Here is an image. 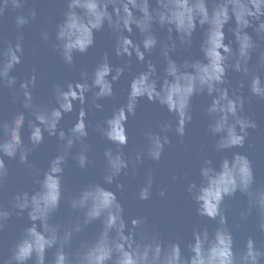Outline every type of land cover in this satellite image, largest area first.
<instances>
[{
    "label": "clouds",
    "instance_id": "obj_1",
    "mask_svg": "<svg viewBox=\"0 0 264 264\" xmlns=\"http://www.w3.org/2000/svg\"><path fill=\"white\" fill-rule=\"evenodd\" d=\"M37 2L0 0V22L10 15L16 31L15 43L0 33V88L6 87L13 102L20 105L11 119L0 120V192L9 177L5 157L26 168L36 185L31 191L17 190L8 207L0 202V232L12 216L26 214L30 221L10 255L0 254V264H264V241L249 235L240 248L235 246L225 208L226 199L240 193L246 197V206L237 213L240 223L254 216L258 231L264 233V183L257 181L246 154L223 155L244 148L249 130L258 128L257 121L245 113V103L253 97L264 100V0H63V18L55 26V35L41 29L39 36L65 65L74 69L75 55L87 53L95 45V33L106 26L113 37L115 56L127 59L114 65L105 52L91 71H81L79 80L53 83L50 103L34 93L38 79L35 68L19 84L13 74L25 55L24 29L38 18ZM198 28L204 31L199 43L202 58H174L178 51L190 53ZM134 32L139 33V40L133 39ZM152 53L164 61L163 75L148 60L146 68L132 77L126 102L92 125L89 112L102 110L101 100L115 98L114 85L131 71L132 58L144 63ZM230 73L239 77L236 86ZM245 88L250 95H244ZM198 95L210 98L203 114L220 159L217 162L202 153L199 182H189L186 191L197 205L198 216L214 221L216 227L210 232L206 224L194 225L187 243L189 255L185 256L181 243L163 240L150 228L147 217L126 216L117 192L106 185L115 184L122 192V175L135 177L145 160L158 164L166 145L172 143L170 132L183 142L193 120V98ZM145 97L166 109L172 119L160 121L158 131L145 128L144 143L125 153L127 121L137 114L139 101ZM77 101L76 120L65 130L61 121L75 110ZM25 126L28 143L22 135ZM90 126L111 145L102 153L103 183L90 180L66 192L63 178L70 161L81 170L95 164L88 140ZM45 134L57 138L58 147L42 169L30 156L45 142ZM154 171L147 170L137 193L141 201L152 196ZM177 179L172 176L173 181ZM165 194L166 189L161 188L159 195ZM65 201L70 212L58 222L55 218ZM96 222L101 227L95 238L82 240L70 250L73 241ZM49 250H54L50 262Z\"/></svg>",
    "mask_w": 264,
    "mask_h": 264
},
{
    "label": "water",
    "instance_id": "obj_2",
    "mask_svg": "<svg viewBox=\"0 0 264 264\" xmlns=\"http://www.w3.org/2000/svg\"><path fill=\"white\" fill-rule=\"evenodd\" d=\"M29 6L33 5L30 4ZM34 6L37 8L38 18L24 29L25 55L21 64L14 69L13 74L18 76L19 84L20 80L30 77L32 69L35 68L38 79L34 93L41 101L45 103L52 102L53 83L79 80L81 71L85 68L91 71L102 59L105 52L109 53L110 62L114 65L122 64L127 59L115 56L113 37L106 26L104 30L95 33V45L87 53H77L75 55L76 67L74 69L65 65L59 54L52 50L39 36L41 29H47L53 36L55 35V26L63 18L65 8L63 0H38ZM0 33L6 41L11 40L15 43L16 31L10 15L0 22ZM161 34L166 33L161 32ZM203 35V29L198 28L194 33V44L190 53L178 51L173 54L174 58L180 61L189 55L202 58L199 43L203 39ZM227 38H232L231 33H227ZM133 39H140L138 32H134ZM33 48H35V51H33ZM148 60L155 63L160 74L163 75L165 63L158 53L147 55L144 63L133 57L131 71H126L114 85L115 98L101 100L100 103L104 105V108L89 112L88 120L91 121L92 125L110 116L114 108L126 102L132 77L146 68ZM230 78L233 86H236L239 77L230 73ZM243 92L245 96L250 95L247 88ZM209 102L210 98L207 95H198L193 98V120L187 126L183 142L174 132H170L168 135L171 137L172 143L166 145L164 154L158 164L145 160L139 167L135 177H124L122 175L119 178V181L125 185L122 192L115 187V184L106 185V187L117 192L118 198L124 204L126 216L147 217L150 228L157 232L163 240H178L181 243L185 256L189 255L187 243L192 239L194 225L206 224L210 232H214L216 227L214 221L202 219L198 216L197 205L186 191L189 182H199V166L202 153L211 156L214 161L218 162L220 159L213 148L215 138L207 132V117L203 114L204 108ZM19 108L20 105L13 102L11 92L6 87L0 88V120L11 119L13 113ZM79 108L80 104L77 101L75 102V110L72 113L65 114L61 121L62 128L67 130L72 126ZM25 112L27 116V111L25 110ZM245 113L257 121L258 128L249 130L250 135L244 148L232 149L223 155L230 157L233 152L246 154L252 161L257 181L264 183V100L253 97L251 102L245 103ZM167 119H172V117L166 109L149 101L146 97L141 98L137 114L134 117L130 116L126 124L129 143L124 148L125 153L134 152L144 143L142 131L145 128L151 127L154 131H158L157 125L160 121ZM22 135L25 143H28L29 130L27 126L23 129ZM88 140L93 145L95 164L86 170H81L75 166L74 161H70L63 178L66 192L75 191L90 180L103 183L101 174L102 153L105 148L111 146L110 142L98 135L91 126L89 127ZM57 147V138L48 137L45 134V142L31 154L30 159L36 166L42 169L46 168L49 160L56 154ZM5 162L9 169V177L3 192H0V202L8 207V201L17 190L31 191L36 185L28 170L21 166L17 160L5 157ZM149 168L155 169L152 196L147 201H141L137 198V193L145 182ZM173 175L178 177L176 181L172 180ZM161 188L166 189V194L163 197L159 195ZM245 206L246 197L240 193H237L233 198H227L225 201L229 224L234 232L237 248L243 245L249 235L255 237L258 242L264 241V233L258 231L254 216L250 217L246 223H240L237 213ZM69 212L70 208L67 202H62L55 219L62 222ZM29 223L26 214L24 217L12 216L6 222L3 232H0V254L5 257L10 255L12 245L20 236L22 229ZM238 223L240 224L239 227H237ZM100 227L99 222L90 225L80 237L73 241L70 250L74 251L82 240L94 239ZM53 252L54 250H49L47 253L49 262L53 258Z\"/></svg>",
    "mask_w": 264,
    "mask_h": 264
}]
</instances>
